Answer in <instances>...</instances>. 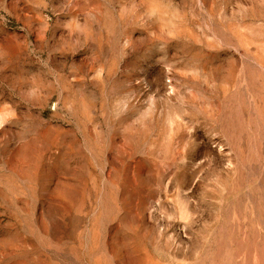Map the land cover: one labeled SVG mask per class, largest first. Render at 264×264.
I'll use <instances>...</instances> for the list:
<instances>
[{"label":"rangeland","instance_id":"1","mask_svg":"<svg viewBox=\"0 0 264 264\" xmlns=\"http://www.w3.org/2000/svg\"><path fill=\"white\" fill-rule=\"evenodd\" d=\"M0 264H264V0H0Z\"/></svg>","mask_w":264,"mask_h":264}]
</instances>
